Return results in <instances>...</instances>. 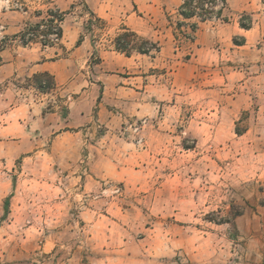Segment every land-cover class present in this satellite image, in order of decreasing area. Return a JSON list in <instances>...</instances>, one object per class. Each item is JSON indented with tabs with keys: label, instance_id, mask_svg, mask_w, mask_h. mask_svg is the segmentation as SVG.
I'll use <instances>...</instances> for the list:
<instances>
[{
	"label": "crops",
	"instance_id": "obj_1",
	"mask_svg": "<svg viewBox=\"0 0 264 264\" xmlns=\"http://www.w3.org/2000/svg\"><path fill=\"white\" fill-rule=\"evenodd\" d=\"M78 2H51L66 11L61 42L54 45L22 44L28 14L0 15V38L8 37L0 50V156H49L64 186L81 183L84 190H95L103 180L132 183L134 176L159 171L165 162L172 166L164 154H175L180 138L189 157L183 167L199 172L179 181L188 187V198L192 185L199 188L195 194L205 188L204 172L214 166L205 160L210 152L226 155L231 166L250 154L246 170L264 172V0H217L215 14L198 22L192 39L186 34L195 18L180 13L185 0H85L84 12L76 10ZM91 13L98 24L89 21ZM125 30L134 33L129 55L116 47ZM148 42L157 47L141 52ZM41 73L53 80L47 91L36 86L34 77ZM140 136L145 144L136 142ZM47 139L51 143L44 146ZM35 141L39 145L32 147ZM253 204L235 218V225L251 221L255 227L240 251L191 246L185 225L178 227L183 236H171L173 246L162 251L171 259L181 252V264H264V206ZM176 209L170 214L179 218ZM97 214L87 209L81 217L101 221ZM108 223L110 234L104 233L107 242L100 246H127L120 223ZM86 236L94 239L89 232ZM116 237L122 242L116 244ZM49 249L44 246L43 253Z\"/></svg>",
	"mask_w": 264,
	"mask_h": 264
},
{
	"label": "rangeland",
	"instance_id": "obj_2",
	"mask_svg": "<svg viewBox=\"0 0 264 264\" xmlns=\"http://www.w3.org/2000/svg\"><path fill=\"white\" fill-rule=\"evenodd\" d=\"M54 1L0 0V15L4 11L19 10L20 13L28 14L26 27L31 26L48 17V10H56L51 5ZM83 2L85 0H79V4L75 6H81L76 10L86 11ZM217 3L212 2L204 5V9H198L200 2L194 0L193 8L198 14L194 16L195 22L192 24L208 19L203 13L207 9L214 10L208 13L213 16ZM72 10L74 9L67 10V13ZM38 15L41 17H37ZM199 15L201 20H198ZM88 16L89 21L94 24L100 22L92 14ZM41 29L47 27H40ZM7 38H0V50ZM20 42L22 43L21 39ZM33 42L42 44L38 37L24 45ZM60 42L61 40L53 43ZM180 127L177 126L176 130L180 131ZM140 137L142 142L138 138L136 142L145 144V138ZM35 142L31 144L32 147L39 145V141ZM43 143L44 146H49L51 140H44ZM174 144L177 145L175 152L179 154H164L171 158L172 166L165 162L159 171L151 170L147 174L134 176L132 183L103 180L101 187L87 189L88 191L84 190L81 183L74 187L64 186L58 172L50 166L49 156L48 160L34 154L0 156V264H40L41 261L46 262L45 264H153L154 261L181 264L184 257L181 252H178L175 259H171L162 250L173 246L171 236H183L178 228L183 225L191 229V246H235L236 251L241 250L240 246H248L250 234L255 232L254 223L246 221L245 224L235 225V219H231L233 211L241 210L243 213L246 208L254 206V201L258 204L264 196V172L246 170L250 154L231 166L227 164L229 157L223 154L211 156L210 152L205 160L214 166L209 165L204 172L205 188L201 194H195L194 191L199 188L192 185L191 202H185L184 197L190 200L187 194L184 195L188 187L179 184V181L187 180L190 174L199 172H195L194 167L192 170L183 167L184 162L189 159L185 157L182 148L183 139L179 138ZM186 145L193 146L194 143L188 142ZM196 156L195 153L191 155L192 161ZM174 177L177 182L172 185L169 179ZM194 177L195 175L192 179ZM146 178L151 180L149 184L141 185ZM157 196H161L160 202L157 201ZM7 198L8 210L5 207ZM174 206L176 211L181 212L179 218L170 214ZM87 209L102 214V220L82 219L81 213ZM228 219L231 221H227ZM110 221L120 223L123 233L127 234V246H100L107 242L104 233L110 232L104 226L109 225ZM95 222L99 225L89 231L88 227L93 228ZM262 224L261 222V226ZM87 232L94 235V239H87ZM116 239V244L122 242L121 238ZM92 243L95 245L92 246ZM46 245L51 249L48 253H43ZM151 246H157L159 251L151 249ZM208 256L210 258L213 255ZM139 259H144L145 262L141 263Z\"/></svg>",
	"mask_w": 264,
	"mask_h": 264
},
{
	"label": "trees",
	"instance_id": "obj_3",
	"mask_svg": "<svg viewBox=\"0 0 264 264\" xmlns=\"http://www.w3.org/2000/svg\"><path fill=\"white\" fill-rule=\"evenodd\" d=\"M193 1L194 0H185L183 7L180 10V13L184 16V17H193L196 15L195 12V8H193ZM211 1L213 3L217 2V0H199L200 5L198 7H200L201 9L205 8V3ZM214 10H205L203 13L205 14V16L207 17H211L210 15H208V13H211ZM39 14H41V11L39 12ZM93 14V13H91ZM65 17V12H61L59 10H53L50 9L48 10V17H44L42 18V20L36 24H33L31 26H27L23 31H21L20 33V39L22 41L23 44H29L30 42L34 41L36 39V37H38L39 35H45V36H49V34H51L55 29L57 28V33L58 36L61 38L63 36V29H62V22L64 20ZM46 25L47 29H41L40 27L42 25ZM180 24V23H178ZM241 24L244 27H250L249 24L247 23H242ZM193 28L196 30L198 28L197 24L193 25ZM29 33H33L35 36H30L29 38H27V36L29 35ZM134 35V33L130 30H125L124 32H122L121 34H119L116 37V47L117 49H119L122 52H125L126 54H130V47L129 44L131 43V37ZM42 44L44 46H48V45H53V41L50 40V38H47L46 40L42 41ZM148 45H153L154 44H150L149 42L142 45L140 47V51L141 52H149L151 47ZM148 46V47H147ZM157 47V46H155ZM35 83L36 86L43 90V91H47L52 83L53 80L51 78V76L47 73H41V74H37L35 77ZM46 82L45 86L43 85V82ZM263 191V189H261ZM259 204L264 206V196L260 198L259 200ZM5 207L8 210L9 208V198H7L5 200ZM242 211L241 210H235L233 211V216L231 220H234L237 216L241 215ZM230 219H228L227 221H231Z\"/></svg>",
	"mask_w": 264,
	"mask_h": 264
},
{
	"label": "built area",
	"instance_id": "obj_4",
	"mask_svg": "<svg viewBox=\"0 0 264 264\" xmlns=\"http://www.w3.org/2000/svg\"><path fill=\"white\" fill-rule=\"evenodd\" d=\"M209 3L212 4L211 1H208V2L205 3V5H208ZM197 8L199 9L200 7H197ZM197 14H198V12H197ZM197 14H196V16H197ZM204 16H205V15H204ZM198 20H201L200 15H199V19H198ZM198 22H199V21H197L196 24H198ZM193 25H194V24H191V25H190V27H189V31H188L187 34H186V35H187L186 37H187L188 39L193 38L194 35H195V31H196V30L193 28ZM41 27H42V28H43V27L45 28L46 25L43 24ZM54 29H55V30H54L51 34H49V36L40 35V36H38V37H39L42 41H43V40H46L47 37L50 38V40L53 41V42H56V41L61 40L62 37L60 38V37L58 36L57 28H54ZM30 36H35V35H34L33 33H29V35L27 36V38H29ZM38 37H36V38H38ZM45 84H46V82L44 81V82H43V85L45 86ZM140 128H141L140 125H136V126H134V130L137 131V132L140 130ZM138 139H139L140 142H142V137H139Z\"/></svg>",
	"mask_w": 264,
	"mask_h": 264
}]
</instances>
